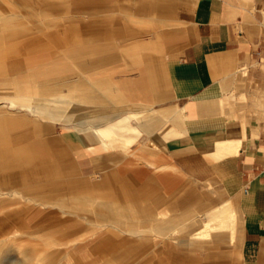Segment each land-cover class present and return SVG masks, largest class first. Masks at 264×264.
Returning a JSON list of instances; mask_svg holds the SVG:
<instances>
[{
    "label": "crops",
    "instance_id": "0c3cea01",
    "mask_svg": "<svg viewBox=\"0 0 264 264\" xmlns=\"http://www.w3.org/2000/svg\"><path fill=\"white\" fill-rule=\"evenodd\" d=\"M114 1H126L131 8L110 9L117 17L130 18L137 8L136 0ZM142 5L143 16L152 13L165 25L140 31L130 29L131 21L118 33L101 29L84 35L89 42L114 43L82 53L85 62L88 57L114 58L93 77L107 86L102 96L112 97V103H99L102 98L98 101L96 95L88 98L92 88L73 86L62 99L37 95L0 102L28 113L30 126L40 120L52 129L64 126L56 137L70 158L62 156L56 172L65 174L68 160L79 180L94 181L89 204L94 229L115 222L120 211L113 202L119 201L133 213L146 209L149 225L136 234L157 233L166 245L173 243L188 253L195 239L185 241V235L194 233L193 211L185 207L205 196L212 206L219 204L207 210L199 236L221 244L230 239L231 246L243 239L235 251L236 264H264V0H144ZM151 33L154 40L162 36L161 62L130 65L124 50L135 46L129 55L150 57L141 51L149 50L152 42L130 38ZM118 48L121 56L114 52ZM91 79L89 75L82 85L94 86ZM112 104L126 116L117 114ZM5 133L0 129V161H14L19 149L12 148ZM202 178L214 185L200 183ZM11 196L13 191H0L1 202ZM232 199L241 218L233 237L227 210ZM83 200L78 198L79 203ZM176 217L180 221L168 226Z\"/></svg>",
    "mask_w": 264,
    "mask_h": 264
},
{
    "label": "rangeland",
    "instance_id": "374dc122",
    "mask_svg": "<svg viewBox=\"0 0 264 264\" xmlns=\"http://www.w3.org/2000/svg\"><path fill=\"white\" fill-rule=\"evenodd\" d=\"M125 2L0 0V99L21 102L24 97L37 95L62 99L68 87L73 86L81 90L92 88L88 90V98L96 95L98 101L102 98L99 103H112V97L104 100L102 96L107 86L99 84L93 77L97 69L105 67L114 58L112 55L88 57L85 62L82 53L94 47L107 48L114 43L105 42L107 39H102V43H98L99 40L89 42L92 39H85L84 35L101 29L108 34L118 33L126 30L124 24L131 21L134 23L130 29L140 31L157 30L165 25L163 19L152 13L143 16L144 0H136L137 8L130 18L110 13L112 8L131 10ZM151 35L130 38L135 42L152 41L151 49L141 51L150 53V57L139 53L129 55L137 48L135 46L124 50L130 56V65L161 62L164 54L162 36L157 34L154 40ZM120 51V48L114 50L121 56ZM89 75L94 86L84 87L82 84ZM3 102H0V129L6 132L12 148L19 149L18 155L24 160L15 157L14 161H0V191L15 193V197L0 201V264H230L229 258L231 264L237 263L235 251L242 248L243 239L231 246L230 239L221 244V241L199 236L198 230H202L207 222V210L219 204L212 206L205 196L185 207L193 211L191 225L194 230L193 234L185 235V241L195 239L193 250L188 253L173 243L166 245L167 240L157 233L151 236L136 234V230L149 225L146 209L133 213L119 201L113 202L114 208L120 211L115 222L94 229L89 224V218L93 216V206L89 204L93 200L94 181L79 180L75 164L68 160L67 172L63 175L56 172V164L64 160L62 156L70 158L56 137L63 134L64 126L57 125L52 129L41 120L30 126L28 113L12 109ZM112 105L117 114L126 116L122 107ZM73 130L72 136L77 138L78 133ZM54 150L61 156H52ZM200 181L207 187L214 185L212 179ZM205 193L211 195L212 190ZM82 196L84 200L79 203L78 198ZM196 205L202 206L197 208ZM227 210L230 211L228 226L233 237L241 226L233 199L231 209ZM180 219H172L168 226H174Z\"/></svg>",
    "mask_w": 264,
    "mask_h": 264
},
{
    "label": "bare ground",
    "instance_id": "6f19581e",
    "mask_svg": "<svg viewBox=\"0 0 264 264\" xmlns=\"http://www.w3.org/2000/svg\"><path fill=\"white\" fill-rule=\"evenodd\" d=\"M58 106V105H57ZM75 119H77V118H75Z\"/></svg>",
    "mask_w": 264,
    "mask_h": 264
}]
</instances>
